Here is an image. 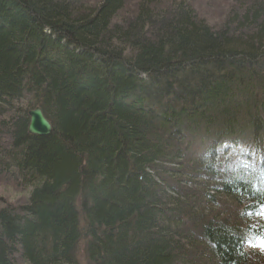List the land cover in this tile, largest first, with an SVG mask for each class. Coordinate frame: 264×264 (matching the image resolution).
I'll return each instance as SVG.
<instances>
[{
    "label": "trees",
    "instance_id": "16d2710c",
    "mask_svg": "<svg viewBox=\"0 0 264 264\" xmlns=\"http://www.w3.org/2000/svg\"><path fill=\"white\" fill-rule=\"evenodd\" d=\"M84 1L0 0V175L27 195L0 202V264H75L82 240L90 264H263L264 0H233L219 28L188 0L133 19ZM36 106L49 135L28 131Z\"/></svg>",
    "mask_w": 264,
    "mask_h": 264
},
{
    "label": "rangeland",
    "instance_id": "374dc122",
    "mask_svg": "<svg viewBox=\"0 0 264 264\" xmlns=\"http://www.w3.org/2000/svg\"><path fill=\"white\" fill-rule=\"evenodd\" d=\"M137 1L138 0H131V3H128V6L126 7V9H128V11L135 10L134 8L137 4ZM232 1L233 0H230V1H227V0H188V2H190V4H192L193 7L195 8L198 16L201 18H204L214 28H219L224 24V20H225L224 17ZM261 134L263 135V133ZM237 135L239 137V135H242V134L240 132ZM258 139L259 137H257V140ZM254 140H256V138H254ZM239 158H241V156L238 154V159ZM241 167L247 168L244 165H241ZM253 167H252V172L255 173L254 178L258 180L263 179L264 169L263 170L259 169L256 163L253 165ZM1 176L2 175H0V202L5 201V202H12V203H20L26 200L27 195L24 192L19 191L18 188L15 187L14 185L13 187H8L6 184H4L5 180H3ZM196 185H199L197 183V180L193 181L192 183H187L183 185V187L185 191L188 192V191L193 190ZM216 210H218V214L225 215L224 213L221 212L220 209H216ZM83 245H84V241L81 243V245L79 244V249L81 247L83 248ZM257 252L260 253L261 258L264 261V248H261L260 251H257Z\"/></svg>",
    "mask_w": 264,
    "mask_h": 264
},
{
    "label": "bare ground",
    "instance_id": "6f19581e",
    "mask_svg": "<svg viewBox=\"0 0 264 264\" xmlns=\"http://www.w3.org/2000/svg\"><path fill=\"white\" fill-rule=\"evenodd\" d=\"M84 3H85V5H87V6H89V5H94V1L93 0H85L84 1ZM128 3H131V0H125L124 1V3H123V5H122V7L118 10V13L120 14V13H123L125 10L124 9H126V7L128 6ZM119 14H117V16L119 15ZM130 19H133V18H135L136 17V12L135 11H132L130 14H129V16H128ZM118 21H120V23L122 24H127L126 23V21H124L123 19H121V18H119V19H117V22ZM112 23H114L115 24V19L114 20H112ZM140 76H144V74H140ZM171 102H170V104H168L167 102H163V104L164 105H166V106H171V110H172V113H174L175 111H176V109L178 108V109H180V108H184V109H189L190 110V113H195V111L194 110H191V105L190 104H185L183 101L181 102V103H179V102H177L176 100H175V98H172L171 100H170ZM189 124V122H187V124H186V126ZM158 128V127H157ZM159 129V128H158ZM145 135V134H144ZM146 137H147V135H145ZM153 137H155L156 139H158V140H160L161 141V143H163V146H165V147H168L169 148V143H168V141H167V139H166V136H165V134L163 135L162 134V137H160L159 135H158V133L156 132V134L154 133V135H153ZM153 137H151V138H153ZM172 151V150H171ZM170 151V149H169V152H171ZM243 150H241L240 152H242ZM173 152V151H172ZM166 163H168V162H166ZM199 168H201V167H198V169ZM211 172H212V174L210 175V176H213L214 175V177H209V176H207V175H203L202 176V174H201V171H196V173H193V177H195V178H197V179H199V180H197V183L199 184V185H196L194 188H196V189H193V190H191V191H188V192H198V191H200V189H199V187H201V188H203L204 190H211L212 189V187H213V185L215 184V182L214 181H223L225 178H228V176H229V174L225 171V170H223L222 168H218V167H216V168H214V169H212L211 170ZM264 178V177H263ZM261 179H259V181H260ZM193 181H195V179H193V180H188V181H186V183H192ZM238 183L239 184H244V182L243 181H241V180H239L238 181ZM216 193H218V192H216ZM223 200H224V198L223 197H225V195H221L220 196ZM258 198V197H257ZM257 198L255 197H252V199H254V201L255 200H257ZM216 209H218V208H216ZM215 209V210H216ZM258 216H263V210H261L259 213H258ZM235 228H238V229H241V230H244V223L243 222H241V221H239V222H237L236 223V226H235ZM237 233L239 232L238 230H235ZM81 243H82V241H80L79 242V244L81 245ZM51 245V244H50ZM52 246V245H51ZM50 250V249H49ZM86 250H87V246H85V244L83 245V248L81 247L79 250H78V252L76 253V257H75V264H90L89 263V261L85 258V252H86ZM83 256H84V258H83Z\"/></svg>",
    "mask_w": 264,
    "mask_h": 264
},
{
    "label": "water",
    "instance_id": "95a60500",
    "mask_svg": "<svg viewBox=\"0 0 264 264\" xmlns=\"http://www.w3.org/2000/svg\"><path fill=\"white\" fill-rule=\"evenodd\" d=\"M30 123L28 125V131L34 135H49L52 133V124L45 117L41 107H35L29 112Z\"/></svg>",
    "mask_w": 264,
    "mask_h": 264
},
{
    "label": "snow or ice",
    "instance_id": "6c2138e0",
    "mask_svg": "<svg viewBox=\"0 0 264 264\" xmlns=\"http://www.w3.org/2000/svg\"><path fill=\"white\" fill-rule=\"evenodd\" d=\"M254 246H259L261 248H264V240H261L258 245H254Z\"/></svg>",
    "mask_w": 264,
    "mask_h": 264
}]
</instances>
